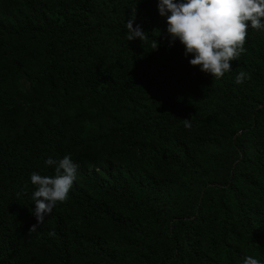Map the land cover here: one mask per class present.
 Masks as SVG:
<instances>
[{
    "label": "trees",
    "instance_id": "16d2710c",
    "mask_svg": "<svg viewBox=\"0 0 264 264\" xmlns=\"http://www.w3.org/2000/svg\"><path fill=\"white\" fill-rule=\"evenodd\" d=\"M157 4L0 0V264H264V30L215 79ZM65 155L68 198L29 232L30 175Z\"/></svg>",
    "mask_w": 264,
    "mask_h": 264
},
{
    "label": "clouds",
    "instance_id": "9594fccd",
    "mask_svg": "<svg viewBox=\"0 0 264 264\" xmlns=\"http://www.w3.org/2000/svg\"><path fill=\"white\" fill-rule=\"evenodd\" d=\"M158 13L167 14V34L172 41L179 39L184 45V54H192L189 64L199 66L200 70L210 73L212 78L221 79L231 71V61L238 60L245 48L249 28L264 30V0H158ZM134 14L125 23L127 40L147 39L139 25L133 27ZM158 42L154 39L151 49L156 50ZM250 79V74L241 71L235 77L236 84ZM184 127L191 129L188 118L183 120ZM46 165L55 166L53 175L33 172L31 184L35 186L32 200L35 204L32 214L36 223L29 232H34L51 214L57 203H64L76 179L78 165L65 155L54 160L49 157ZM50 235H54L50 233ZM243 264H261L253 256H246Z\"/></svg>",
    "mask_w": 264,
    "mask_h": 264
}]
</instances>
